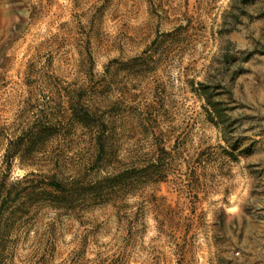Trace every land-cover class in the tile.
<instances>
[{
    "label": "rangeland",
    "instance_id": "obj_1",
    "mask_svg": "<svg viewBox=\"0 0 264 264\" xmlns=\"http://www.w3.org/2000/svg\"><path fill=\"white\" fill-rule=\"evenodd\" d=\"M0 264H264V0H0Z\"/></svg>",
    "mask_w": 264,
    "mask_h": 264
}]
</instances>
